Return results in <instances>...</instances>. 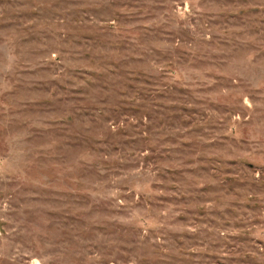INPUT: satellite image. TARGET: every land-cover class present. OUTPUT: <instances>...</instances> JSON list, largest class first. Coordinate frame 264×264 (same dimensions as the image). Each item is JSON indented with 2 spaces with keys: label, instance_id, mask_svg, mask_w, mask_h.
Wrapping results in <instances>:
<instances>
[{
  "label": "rangeland",
  "instance_id": "rangeland-1",
  "mask_svg": "<svg viewBox=\"0 0 264 264\" xmlns=\"http://www.w3.org/2000/svg\"><path fill=\"white\" fill-rule=\"evenodd\" d=\"M0 264H264V0H0Z\"/></svg>",
  "mask_w": 264,
  "mask_h": 264
}]
</instances>
